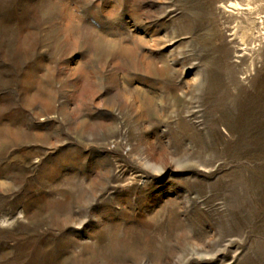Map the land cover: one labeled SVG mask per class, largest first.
Segmentation results:
<instances>
[{"label": "rangeland", "instance_id": "obj_1", "mask_svg": "<svg viewBox=\"0 0 264 264\" xmlns=\"http://www.w3.org/2000/svg\"><path fill=\"white\" fill-rule=\"evenodd\" d=\"M0 264H264V0H0Z\"/></svg>", "mask_w": 264, "mask_h": 264}]
</instances>
